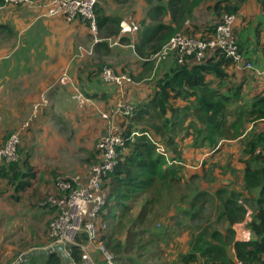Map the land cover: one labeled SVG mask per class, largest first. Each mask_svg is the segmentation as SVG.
Instances as JSON below:
<instances>
[{"label": "trees", "instance_id": "1", "mask_svg": "<svg viewBox=\"0 0 264 264\" xmlns=\"http://www.w3.org/2000/svg\"><path fill=\"white\" fill-rule=\"evenodd\" d=\"M256 1L264 11V0ZM240 2L145 0V20L137 41L132 44L134 53L146 59L144 66L151 70L154 67L148 58L160 51L174 34L206 38L212 34L224 13L237 16ZM201 10L211 14V19L200 26H193L192 31L189 29L192 24L188 27L186 23H191ZM99 26L101 22L97 20V28ZM196 30L199 37L194 35ZM118 33L119 20H108L104 37H116ZM234 34L237 40L235 28ZM237 44L244 54L238 40ZM107 53L108 50L105 55ZM102 55L93 58L91 78H100L103 67L113 69L103 61ZM230 67H234L231 60L216 51L207 53L200 63L192 59L177 63L172 59L156 68L152 78L154 89L146 101L132 103L136 110L127 118L129 124L122 128L124 144L118 151L113 171L104 183L107 202L106 214L102 218H110L114 225L110 235L105 234L101 241L117 264H235V259L240 264H264V133L253 132L250 136H243L245 124L242 121L244 117L253 122L264 120V93L249 98L244 112L232 113L230 107L237 105L240 87L230 81L227 71ZM208 75L214 79L207 80ZM176 101L182 104L175 105ZM119 125L121 127L123 122ZM133 132L137 134L131 137ZM188 136L192 137L194 148L216 149L221 141L239 140L242 149L237 162L243 164L241 192L248 196L245 201L250 205L249 219L245 222L251 237L248 242L235 240L233 229L234 224L244 222L248 213L231 203L232 199L240 197L239 191L224 186L210 194L195 184L200 176L187 172L186 167L189 166L179 141ZM154 142L162 146L165 155L157 150ZM23 157L19 156L15 163L2 165L0 176L11 183L23 176L34 177V168L26 159L22 161ZM20 161L27 165L22 173L17 171ZM210 161H203V171ZM208 198L216 204L214 222L192 228L191 222L200 220ZM218 225L224 226V231L219 230ZM48 226V242L51 244ZM124 232L125 240L122 242L117 235ZM183 232L188 235L187 251L167 259L165 248H160V245L175 241L174 237ZM28 257L34 264L38 258H43L39 264H65L57 252ZM70 257L72 261H79L80 249L72 246Z\"/></svg>", "mask_w": 264, "mask_h": 264}, {"label": "crops", "instance_id": "2", "mask_svg": "<svg viewBox=\"0 0 264 264\" xmlns=\"http://www.w3.org/2000/svg\"><path fill=\"white\" fill-rule=\"evenodd\" d=\"M48 1L34 0L35 6L29 7L8 5L0 0V144L4 142L1 124L7 123L8 130L14 129L17 116L25 115L28 111L31 113L32 104L41 94L45 93L49 97L55 89L56 92L62 91L63 85L57 84V79L63 72L68 73L72 82V85H65L71 86L73 91L64 93L63 96L70 94L73 98L78 91L77 83L80 82L81 86L85 87V93L78 92L89 101L98 102V106L105 102L112 106L123 100L139 104L146 101L154 89L152 78L155 67L147 75L141 74V80L134 85L124 88L101 85V82L98 84L101 78L90 77L93 58L103 53V60L109 59L113 52L118 51L116 46L121 49L133 48L132 42L125 44L121 39L132 38L138 31L124 36H119L118 33L116 37H104L108 20H119L120 24L127 18L124 15L126 8L123 6L127 4L126 0L98 2L101 10L97 12V20L101 22V26L98 27L96 35H92L89 28L78 20L66 22L62 17H47L44 5ZM142 2L144 10L139 9L142 13L133 15L138 27H140V19L145 18L146 15L147 5L145 0ZM236 15L234 28L243 55L255 68H261L264 65V11L256 0H253L251 5L250 1L245 3L243 0L239 4ZM210 19L211 14L199 13L191 23H186V26L189 27L192 24L189 29L193 31V26H200ZM194 35L199 37L200 33L196 30ZM79 45H89L95 50L93 54L81 58L82 60L73 58L75 49ZM121 49L118 52H121ZM107 50L108 53L105 55ZM132 53L139 59L134 50ZM137 63L126 58L120 59L115 66V72L136 75L145 68L144 61L141 64ZM227 71L230 74V81L235 86H239L240 90L246 88V84L255 89L245 91L249 97L264 93V78H258L251 70H240L234 66ZM213 79L212 75L207 76V80ZM180 104H182L180 101L175 102V105ZM44 108L37 116L43 115ZM191 143V136L179 141L187 164L191 161L194 164L201 159L205 161L216 159L223 152L230 151L232 167L236 165L239 171L243 169V164L237 162L239 143L221 141L216 149L194 148ZM23 159H26L29 166L34 168V177L23 176L11 183L0 176V264H8L19 254L31 257L32 251H39L51 245L48 242L47 226L53 216V209L44 205L43 202L46 196L55 192V173L48 172L47 166L44 168L38 166L32 157H23L22 161ZM22 161L17 166V171L21 173L27 169V165L22 164ZM186 169L189 171L188 167ZM226 178L222 183L227 185L231 177L227 174ZM238 179L241 181V174ZM242 224L243 222L233 225L236 231L235 240H238L239 234L236 228ZM239 231L249 233L246 228ZM231 253L233 255V250ZM37 261L41 263L43 258H38Z\"/></svg>", "mask_w": 264, "mask_h": 264}, {"label": "built area", "instance_id": "3", "mask_svg": "<svg viewBox=\"0 0 264 264\" xmlns=\"http://www.w3.org/2000/svg\"><path fill=\"white\" fill-rule=\"evenodd\" d=\"M8 5L35 6L34 0H2ZM98 0H49L45 5V15L47 17H62L66 22L78 20L86 23L92 35L97 34V20L95 9ZM236 16L224 13L217 21L216 26L208 37L194 38L186 34H174L160 51L150 56V59L164 58L171 56L177 63L192 59L195 63L202 62L207 53L216 51L221 53L226 59L231 60L233 65L240 70H251L255 76L264 78V65L255 68L250 60H247L239 50L234 27ZM138 24L131 16L122 20L119 24V36L137 32ZM133 47V45H131ZM92 54V47L78 46L73 58L81 59ZM100 78L106 84L124 88L134 85L133 78L126 74L115 73L109 67L100 70ZM57 84H71V79L67 72H63L57 79ZM74 99L78 102L88 103L89 100L78 91L75 92ZM48 105L47 95L41 94L39 99L32 104V112L29 120L21 127L26 129L33 121L40 110ZM136 110L135 105L127 101H119L112 108V119L119 116L123 125L120 127L111 124V128L102 136L96 146L98 153L97 161L93 163L87 175L81 178L79 175L58 177L55 180V193L49 194L43 204L52 208L54 214L49 222V236L52 244H62L66 254L70 258L68 264H97L89 246L98 249L103 264H115V259L103 245L101 238L108 231V220L103 219L106 214L107 192L104 183L107 176L113 171L117 160L118 151L124 144V136L121 131L128 124V117H131ZM106 118V115H101ZM137 134L133 132L131 137ZM157 150L164 154L162 146L154 142ZM20 137L18 133L11 134L0 146V167L4 164L15 163L19 160L18 148ZM249 217V212L247 213ZM250 234L240 232L237 235L238 241L248 242ZM76 246L80 249L79 261H72L70 248ZM8 264H34L28 255L19 254ZM235 264H240L235 259Z\"/></svg>", "mask_w": 264, "mask_h": 264}, {"label": "rangeland", "instance_id": "4", "mask_svg": "<svg viewBox=\"0 0 264 264\" xmlns=\"http://www.w3.org/2000/svg\"><path fill=\"white\" fill-rule=\"evenodd\" d=\"M99 1L101 2L102 0H98V2ZM233 1L235 2L236 0ZM240 1L241 0H239V2ZM248 1H250V5L251 3H253V0H245V3H247ZM126 2L127 4L123 5L126 8V12L124 14L125 17L131 16L132 18H134L133 15L139 12L142 13V10H144V7L142 6V0H126ZM140 8L142 9L141 11L139 10ZM98 10H101L99 3H97L95 10L96 18V12ZM201 11V14L206 13V11ZM201 11H199V13ZM144 20L145 18L143 17L142 19H140V29L138 30V32L141 30L142 22ZM83 24L88 27L86 23ZM138 32L135 35L138 36ZM135 35L132 38L123 39L125 44H128L130 42L135 43L137 41V36ZM88 46L89 45H83V47L85 48H87ZM116 47L118 51L121 49L118 46ZM75 50H77V47ZM121 50V52H113L110 55L109 59L106 58L105 61H103L115 68L120 59L123 58L129 59L134 63L138 62L139 64L146 60L142 59L143 61H141L140 58H135L134 54L132 53V50H134V48H123ZM147 61H149V64L152 63L153 67L159 68L162 65L171 62L172 58L171 56L155 59H150L149 57ZM147 69L148 67L145 66L142 72H137L136 75L128 72H124L123 74L130 75L135 80H141L140 75H147L148 72L153 68L151 70ZM114 71H116V68L114 69ZM100 82L101 85L104 84L106 86H110L106 83H103V81L101 80ZM87 83L90 84V82ZM79 84L80 82L77 83V90L81 93H85V87L83 88V86H81L82 84ZM246 86V88H241L239 92L240 97L237 98V105L235 104L233 107H230V111L232 113H241L246 110L247 103L250 100L249 98L252 97H249L245 91L254 89L249 87L247 84ZM62 89L64 91L62 90L56 92L55 89V91L50 94V96L48 97V105L44 108L45 110L43 112V115L37 116V118L29 123L30 125L26 129H22L21 126L29 120V117L31 115L30 111H28L29 113L27 112L25 115L22 114L17 116L14 129L8 130V124L2 123L1 135H3V141L5 142L11 134L18 133L20 137L19 156L23 157L25 155H28L29 157L33 158V161L36 162L38 166L43 168L44 166H47V171H53L55 173L56 179L58 177H67L73 175H79L81 178H83L87 175L90 166L97 161L98 153L96 150V146L99 139L106 133H108V131L112 127V123L119 127L121 118L119 116H116L114 119H112L111 110L112 108H114L115 104L109 106V103L105 102V104L98 106V102L89 101L85 104L82 102L80 103L76 99L72 98L70 94L63 96L64 93H68L69 91H71V86L63 85ZM129 102L134 103L132 101ZM103 114L106 115V118H103L101 116ZM242 121L245 124L243 136H250V134L253 132L264 133V120H256L253 122L244 117ZM3 127H5V129H3ZM230 142L240 143L238 139L236 141ZM2 144H0V146ZM240 149H242L241 145L239 147V150ZM231 154L232 153L230 151H225L222 153V155L220 154L219 156H217L216 159H211L209 164L206 166V171L202 170L205 165V160L201 159L199 162H196L194 164H192L191 161L190 163H188L189 171L187 172L191 173L192 175L195 174L196 176H200L194 181L195 184L200 186L201 189L206 190L210 194H212L216 190V188L224 186L239 191L240 197L232 199L231 203L244 208L245 210H247V212L250 213V205L245 201V199H248V196L241 192V181L238 179L240 177L241 171H239V169L235 167L236 165L232 167L230 162L232 158L229 157ZM224 166H226V169H224ZM226 173L231 177V179L228 180L230 183L227 185L225 183H222L227 179ZM215 209V202L212 199L208 198L207 204L203 206V211L201 212L202 216L200 220L191 222L192 228H195L199 225L204 226L207 224H212L214 222ZM245 215H247V213ZM244 221H247V216H245ZM113 225L114 223L112 224V220L109 218L108 231L106 233L107 236H109L112 232ZM217 227L222 231H224L225 229V227L222 225H218ZM242 228H246L244 222L242 226H238L236 228V230H238V233L241 232L239 230H242ZM117 236L122 242L125 240V232L122 233V235ZM187 238L188 235L183 232L178 237H174L175 241L162 243L160 245V248H165L164 255L167 257V259H173L177 253H184L187 251ZM89 249L91 250L92 255L95 257L97 264H102V258L98 249H96V247L92 245L89 246ZM36 262V264H39L38 261ZM115 264H117V261L115 262Z\"/></svg>", "mask_w": 264, "mask_h": 264}, {"label": "water", "instance_id": "5", "mask_svg": "<svg viewBox=\"0 0 264 264\" xmlns=\"http://www.w3.org/2000/svg\"><path fill=\"white\" fill-rule=\"evenodd\" d=\"M52 252H57L60 255V257L63 259V262L65 264L70 263V258L66 254V252L64 250V246L62 244H52V245H50L47 248H44L42 250L32 251L30 253V255H32V256H36V255L47 256V255H49Z\"/></svg>", "mask_w": 264, "mask_h": 264}]
</instances>
